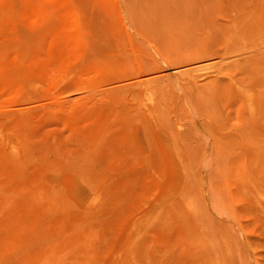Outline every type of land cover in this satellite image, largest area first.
Masks as SVG:
<instances>
[{"label":"rangeland","instance_id":"rangeland-1","mask_svg":"<svg viewBox=\"0 0 264 264\" xmlns=\"http://www.w3.org/2000/svg\"><path fill=\"white\" fill-rule=\"evenodd\" d=\"M0 155V264H264V0H0Z\"/></svg>","mask_w":264,"mask_h":264},{"label":"bare ground","instance_id":"bare-ground-1","mask_svg":"<svg viewBox=\"0 0 264 264\" xmlns=\"http://www.w3.org/2000/svg\"><path fill=\"white\" fill-rule=\"evenodd\" d=\"M204 70H205V69H204ZM210 70H211V69H210ZM200 71H201V70H200ZM207 71H208V70H207ZM211 71H213V70H211ZM208 73H209V71H208ZM206 74H207V73H206ZM198 75H199V74H198ZM211 75H212V74H211ZM122 76H123V75H122ZM204 76H205V75H204ZM120 77H121V76H120ZM202 77H203V76H202ZM141 78H142V77H141ZM142 79H143V78H142ZM218 79H219V78H218ZM220 79H221V78H220ZM143 81H144V80H143ZM240 81H241V80H240ZM231 82H232V81H231ZM232 83H233V82H232ZM232 83H231V84H232ZM236 84H237V85H236ZM236 84H235V87H236L239 91H241V92L244 93V95H245L244 98H246V100H249V101H250V100H251L250 98H251V96H252L250 90H249V89H248V88H247L242 82H239V80H238V82H237ZM90 85H91V84H89V86H90ZM89 86H88V87H89ZM131 86H132V84H131ZM93 87H94V86H93ZM86 88H87V87H86ZM119 88H121V87H119ZM113 90H114V89H113ZM121 90H122V89H121ZM129 90H130V89H129ZM109 91H110V90H109ZM99 92H100V91H99ZM103 92H105V91H103ZM103 92H102V93H103ZM116 92H117V91H116ZM97 93H98V92H97ZM123 93L125 94V92H123ZM123 93H122V94H123ZM116 94H117V93H116ZM133 94H134V93H133ZM133 94H132V95H133ZM96 95H97V94H96ZM108 95H111V94H108ZM120 95H121V94H120ZM120 95L117 96L118 99H119ZM125 95H126V94H125ZM125 95H124V96H125ZM132 95H131V96H132ZM141 95H142V96H141V98H140V100H139V101H140V104H139V105H140L141 107L143 106L142 108H143V109H146L149 115H151V116H155V113L157 112V109H158V107H159L160 101H159V94H158V91H157L156 87H154V85L151 83V81H147V82H144V83H143V86H142V93H141ZM85 96H86V95H85ZM121 96H122V95H121ZM139 96H140V94H139ZM111 97H112V95H111ZM114 97H115V96H114ZM90 98H91V97H90ZM105 98H107V97H105ZM122 98L124 99V98H126V97H122ZM88 99H89V98H88ZM100 99H101V98H100ZM100 99H99V100H100ZM108 99H109V98H108ZM113 99H115V101H116V98H113ZM109 100H111V98H110ZM109 100H108V101H109ZM120 100H121V97H120ZM120 100H118V101H116V102L119 103ZM125 100H126V99H125ZM128 100H129V99H128ZM101 101H102V99H101ZM108 101H107V102H108ZM111 101H112V100H111ZM139 101H138V102H139ZM103 102H104V101H103ZM105 102H106V100H105ZM116 102H115V103H116ZM88 103H89V102H88ZM98 103H99V102H98ZM108 103L111 104L110 101H109ZM108 103H107V104H108ZM93 104H94V102H93ZM95 104H96V103H95ZM105 104H106V103H105ZM99 105H100V104H99ZM108 105H109V104H108ZM113 105H114V108H115V106L117 107V105H115L114 103H113ZM96 106H97V105H96ZM109 106H110V105H109ZM111 106H112V104H111ZM48 107H49V106H48ZM144 107H145V108H144ZM249 107H250V109H251V108H254L255 105H254L253 103H251V105H249ZM86 108H87V107H86ZM96 108H97V107H96ZM96 108H94L95 111H93V112H96ZM108 108H109V107H108ZM117 108H118V107H117ZM44 109H45V108H44ZM84 109H85V107H84ZM84 109H83V110H84ZM90 109H91V108H90ZM83 110H82V111H83ZM101 110H102V109H101ZM107 110H108V109H107ZM75 112H76V111H75ZM103 112H104V111H103ZM109 112H110V111H109ZM90 113H91V112H90ZM96 114H97V112H96ZM105 114H106V113H105ZM16 115H17V113L15 114V117H16ZM31 115H32V113H31ZM88 115H89V114H88ZM15 117H14V118H15ZM84 117H86V116H84ZM91 117H94V115L91 116ZM108 117H109V114H108ZM30 118H31V117H30ZM27 119H28V118H27ZM78 119H79V118H78ZM81 119H82V118H81ZM85 119H86V118H85ZM85 119H84V120H85ZM87 119H88V121H89V120L91 121L92 118H91V119L87 118ZM87 119H86V120H87ZM99 119H100V118H99ZM79 120H80V119H79ZM79 120H78V121H79ZM106 120H107V119H105V123H106ZM108 120H109V119H108ZM80 121H81V120H80ZM80 121H79V122H80ZM90 121H89V122H90ZM94 121H95V120H94ZM97 121H99V120H97ZM79 122H78V124H79ZM91 122H92V121H91ZM97 123H98V122H97ZM107 123H108V126L111 127V126H110L111 124L109 125V121H108ZM107 123H106V124H107ZM111 123H112V122H111ZM106 124H105V125H106ZM89 126H90V125H89ZM96 126H98V125H96ZM27 127H29V125H28ZM86 127H87V126H86ZM101 127H102V126H101ZM101 127L98 128V129H101ZM109 127H108V129H109ZM23 128H24V127H23ZM29 128H30V127H29ZM81 128H82V127H81ZM27 129H28V128H27ZM91 129H92V128H91ZM102 129H103V128H102ZM105 129H106V128H105ZM108 129H107V131H108V133H109V130H108ZM21 130H22V129H21ZM24 130H25V129H24ZM94 130H95V129H94ZM31 131H32V130H31ZM90 131H91V130H90ZM28 132H29V131H28ZM100 132H101V131H100ZM103 132H104V131H103ZM31 133H32V132H31ZM40 133H41V132H40ZM81 133H82V132H81ZM95 133H97V132H95ZM108 133H107V134H108ZM101 134H102V132H101ZM107 134H106V135H107ZM78 135H82V136H83V134H78ZM78 135H77V136H78ZM106 135H104V136H102V137H105ZM22 136H23V135H22ZM82 136H81V137H82ZM37 137H38V136H37ZM8 138H10V137L8 136ZM24 138H25V137H24ZM30 138H31V137H30ZM54 138H57V136H56V137L54 136ZM93 138H94V137H93ZM78 139H79V138H78ZM23 140H26V139H23ZM54 140H56V139H54ZM2 141H3V140H2ZM7 141H8V139H7ZM10 141H11V138H10ZM8 142H9V141H8ZM25 142H26V141H25ZM25 142H24V144H25ZM29 142H30V141H29ZM47 142H48V141H47ZM53 142H55V141H53ZM84 142H85V141H84ZM11 143H12V142H10L9 145H10ZM82 143H83V142H82ZM85 143H87V142H85ZM7 144H8V143H7ZM27 144H29V143H27ZM39 144H40V143H39ZM39 144H37V145L39 146ZM46 144H47V143H45L44 145H46ZM79 144H80V143H79ZM11 145H12V144H11ZM11 145H10V146H11ZM37 145H36V146H37ZM50 145H51V144H50ZM14 146H15V145H14ZM36 146H34V147L36 148ZM12 147H13V146H11V148H12ZM29 147L31 148L30 145H29ZM1 148H3V147H1ZM44 148H45V147H44ZM4 149H5V148H4ZM16 149H17V148H16ZM2 150H3V149H2ZM4 151H5V150H3L1 153L3 154ZM31 151H32V150H31ZM34 151H35V150L33 149V152H34ZM36 151H37V150H36ZM56 151H57V150H56ZM6 152H7V151H5V154H3V156L0 155V156H2V159H4V158L6 159V157H5V156L7 155ZM10 152H11V151L9 150V153H8V154H10ZM17 152H18V151H17ZM40 152H41V151H40ZM40 152L38 151V153H40ZM13 153H14V151H13ZM13 153H12V154H13ZM26 153H27V152H26ZM31 153H32V152H31ZM14 154H15V153H14ZM4 155H5V156H4ZM10 155H11V154H10ZM10 155H8V156H9V159L12 160L11 157H13V155H12V156H10ZM17 155H18V154H17ZM38 155H39V154H38ZM8 156H7V159H6L7 161L9 160V159H8ZM15 156H16V155H15ZM15 156L13 157L14 159L16 158ZM49 156H50V155H49ZM19 157H20V156H19ZM19 157H18V158H19ZM28 157H29V153L27 154V160H26V163H27V161H29V160H28ZM39 157H40V155H39ZM41 157H42V156H41ZM41 157H40V158H41ZM42 158H43V157H42ZM6 160H4V161L2 160V161H3L2 163H4ZM17 160H18V159H15V163H16ZM22 160H23V159H22ZM22 160L20 161V159H19L18 161H20V162L22 163V165H23V164H24V161H22ZM41 160H42V159H41ZM18 161H17V163L19 164ZM13 162H14V161H12L11 164H10L9 162H7L6 164L9 163L10 165L8 164V166H11V165L13 164ZM17 163H16V164H17ZM21 163H20V165H18L19 167L22 166ZM26 163H25V164H26ZM16 164L13 165L12 167H16V169L18 168V170H20L21 168H19ZM38 165H39V164H38ZM18 170H17V171H18ZM22 170H23V168H22ZM14 171H15V169H14Z\"/></svg>","mask_w":264,"mask_h":264}]
</instances>
